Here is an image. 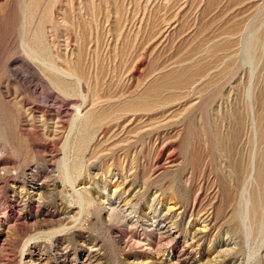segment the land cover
<instances>
[{"label":"rangeland","instance_id":"rangeland-1","mask_svg":"<svg viewBox=\"0 0 264 264\" xmlns=\"http://www.w3.org/2000/svg\"><path fill=\"white\" fill-rule=\"evenodd\" d=\"M38 1L0 0V264H264V0ZM126 95L147 112L66 137L78 107ZM73 166L96 181L83 201Z\"/></svg>","mask_w":264,"mask_h":264},{"label":"bare ground","instance_id":"bare-ground-1","mask_svg":"<svg viewBox=\"0 0 264 264\" xmlns=\"http://www.w3.org/2000/svg\"><path fill=\"white\" fill-rule=\"evenodd\" d=\"M24 1V0H23ZM30 1L32 2V3H34V4H37V2H39L38 0H29V4H30ZM43 1V0H42ZM28 2V1H27ZM44 2H47V1H44ZM31 3V4H32ZM26 4V3H25ZM42 3H38V5L39 6H42L41 5ZM47 3H45V5H46ZM50 4V6L52 7L53 5H51V3H49ZM22 5V4H21ZM24 5V4H23ZM22 5V6H23ZM37 5V6H38ZM27 6V5H26ZM29 6V5H28ZM31 6V5H30ZM30 6H29V8H30ZM35 6V5H34ZM9 7V6H8ZM38 8V7H37ZM48 8V7H47ZM53 8H54V6H53ZM32 10H34V8H31ZM30 9V10H31ZM42 9V8H41ZM44 9V8H43ZM22 10V9H21ZM30 10H29V14H30ZM47 11V10H46ZM33 12V11H32ZM42 12V11H41ZM22 13V12H21ZM43 13H46L45 12V10H44V12ZM42 13V14H43ZM62 13V12H61ZM41 14V15H42ZM47 14V13H46ZM11 15V14H10ZM43 16H46V15H43ZM59 16V15H58ZM28 17H29V15H28ZM26 18V17H25ZM44 18V17H43ZM42 18V19H43ZM44 20V19H43ZM30 21V20H29ZM28 23V22H27ZM42 23V22H41ZM65 23V22H64ZM59 24V23H58ZM61 24H63V23H61ZM66 24V23H65ZM60 25V24H59ZM44 26V25H43ZM41 27V29L42 28H44V27ZM62 26H64V25H62ZM61 27V26H60ZM41 29H37V30H41ZM43 31H44V29H43ZM36 32V31H35ZM34 32V33H35ZM39 32V31H38ZM38 32H36V33H38ZM42 31H40L39 32V34L41 33ZM27 33V32H26ZM33 33V34H34ZM61 33V32H60ZM43 35H44V32L42 33ZM41 34V35H42ZM38 34H36V35H34V36H37ZM40 35V37L42 38V36ZM46 35V34H45ZM31 36H33V35H31ZM30 36V37H31ZM39 36V35H38ZM48 36V35H47ZM40 37H32V39L31 40H33V39H35V41H36V44L37 43H39V41H38V39L40 38ZM64 37H65V35H64ZM40 38V39H41ZM45 39L47 38V37H44ZM23 39V38H22ZM29 40H27V41H30L29 43H30V45H32L31 44V42H35V41H31L30 40V38H28ZM41 40H44V39H41ZM66 40V39H65ZM25 41H26V38H25ZM26 41V42H27ZM41 42V41H40ZM46 42H47V39H46ZM46 42H44V46H46L45 45V43ZM59 42V41H58ZM23 43V42H22ZM29 43H26L25 44V47H27L26 45L28 44L29 45ZM49 43H52V40H51V42H49ZM48 43V44H49ZM43 44V43H42ZM37 45H39L40 46V44H37ZM36 45V46H37ZM66 45V44H65ZM32 46H34V45H32ZM32 46H30V49L31 48H33ZM36 46H34V49H31L32 50V53L33 54H35L37 51L36 50H40V49H37V47ZM43 46V47H44ZM29 47V46H28ZM28 47H27V49H28ZM53 47V46H52ZM48 48V47H47ZM41 49H42V46H41ZM44 49V48H43ZM42 49V50H43ZM31 50L29 51V52H31ZM48 50V49H47ZM46 50V48H45V51H47ZM50 50H51V48L48 50V53L50 52ZM44 50H43V52H44V54L46 53ZM35 52V53H34ZM54 52V51H53ZM47 53V55H49ZM65 53V52H64ZM63 53V54H64ZM38 54V53H37ZM54 54V53H53ZM58 54V53H57ZM39 55L40 56H42V58H40V59H38V57L36 56V55H31V56H29L30 57V59H31V57H32V60L33 61H36V62H38L39 60H40V63L43 65V66H45V67H47L45 70H48V71H51V73H53V74H56V76H57V81H55V82H57V87L59 88V90H61V91H65V90H67V86H68V84H69V78H70V74H69V72L65 69V66H61L60 67V65H58V66H53L52 64V62H49L47 59H46V57H43L44 55L43 54H40V52H39ZM50 55H52V54H50ZM65 55V54H64ZM58 56V55H57ZM62 58V57H61ZM51 59V58H50ZM31 60V62H33ZM53 60V59H52ZM62 60H65V57H64V59L62 58ZM62 60H60V61H62ZM63 62V61H62ZM35 63V62H34ZM52 63V64H51ZM38 63H36V65H37ZM11 65V64H10ZM13 65V64H12ZM67 65V64H66ZM16 66V65H15ZM26 66V65H25ZM23 64H22V66L19 68V69H16V70H14V68L13 67H11V68H9L10 66H8V65H6L5 66V69H7L9 72H13V74L15 73V75H18L19 77H21V79L22 80H24L25 78L24 77H26V76H23V72H27V70L25 69V68H27V66L25 67ZM39 67H40V65H38ZM41 68V67H40ZM39 68V69H40ZM29 69V68H28ZM4 69H2V68H0V77H2V75H5V73H4V71H3ZM69 70V69H68ZM18 71H20V72H22V73H18ZM77 73V72H76ZM26 75V74H25ZM78 75V74H77ZM47 76V75H46ZM5 77V76H4ZM184 77V76H183ZM194 77V76H193ZM201 77V76H200ZM199 77V78H200ZM214 77V76H213ZM17 78V77H16ZM56 78V77H55ZM205 78V77H204ZM191 79V78H190ZM197 79V78H196ZM206 79V78H205ZM1 80V79H0ZM17 80H19V78H17ZM50 80H51V78H50ZM55 80V79H54ZM184 80V79H183ZM183 80H181V81H183ZM25 81V80H24ZM24 81H23V84H24ZM29 81V80H28ZM49 81V80H48ZM74 81V80H73ZM185 81H187V80H184L183 82V84L184 85H181L180 86V89L181 90H179L181 93H184V92H182V91H184L185 89H187L186 87H187V85H188V87H189V90H191L192 89V91H193V89L195 90V88L201 83L200 82V79H197V80H190V83L189 82H187V83H185ZM201 81H202V83H203V81H205L204 79H202L201 78ZM81 83V82H80ZM74 84V83H73ZM78 84V83H77ZM181 84V83H180ZM205 84V83H204ZM29 85V84H28ZM203 85V84H202ZM79 86V85H78ZM177 87H179V84H178V86ZM175 88V89H179V88ZM199 87H200V85H199ZM77 88V87H76ZM80 88H82V87H80ZM35 89L36 88H28V91H29V93H31V94H34L35 95ZM174 89V88H173ZM78 90V89H77ZM188 90V91H189ZM68 91V90H67ZM173 91H175V92H177L176 90H173ZM178 91V92H179ZM59 92V91H58ZM80 92V91H79ZM83 92V91H82ZM196 92H198V91H196ZM126 93V92H125ZM125 93H124V95H125ZM187 93V92H186ZM189 93H192L193 94V92H189ZM126 94H129V93H126ZM174 94V93H173ZM172 94V95H173ZM185 94V93H184ZM188 94V93H187ZM130 95V94H129ZM127 96V95H126ZM136 96V95H135ZM109 97V96H108ZM120 98H121V96H120ZM131 97L130 96H127L126 97V99H125V96H124V99L125 100H122V98L120 99V100H122V101H120L119 99H117V101L118 102H115V100L113 101V99L110 101V102H104V103H108L107 104V111H103V110H100V107H101V105H97L99 102H98V100L99 99H92L91 101H90V105H86V106H84V105H82V106H80V107H78L77 108V110L73 113V115H72V117H71V119H70V121L68 122L69 123V132H68V134H67V136L66 137H77V135L78 136H82L83 134L80 132V130H81V128H87L88 127V130H90L89 128H93V127H95L96 126V124H98L99 122H100V120H103V118L105 117V118H107V116H110L109 118H113L112 116H115L116 117V115H121L122 116V118L124 119V122H130V118H132V117H130V115H132V112H134V110L133 109H135V108H137L136 106H138V109L136 110V112H141V113H143L144 111H146L147 112V110H145L143 107H141V105H140V103H142L144 100L143 99H141V98H137V99H134V100H132V98L130 99ZM190 98V97H189ZM110 99V98H109ZM116 99V98H115ZM109 101V100H108ZM85 102V101H84ZM83 102V103H84ZM88 102V101H87ZM152 102V101H151ZM177 102V101H176ZM175 102V103H176ZM89 103V102H88ZM157 103V102H156ZM173 103V102H172ZM101 104V103H100ZM171 104V103H170ZM103 105V104H102ZM104 105H106V104H104ZM172 105V104H171ZM76 109V108H75ZM145 113V112H144ZM135 114V113H134ZM59 115V114H58ZM45 116V114H43L41 117H44ZM59 116H61V114L59 115ZM58 116V117H59ZM120 116V117H121ZM133 117H134V115H132ZM46 118V117H45ZM64 119V118H63ZM66 119V118H65ZM118 119V118H117ZM120 119V118H119ZM114 120H116L115 118H114ZM111 121V120H110ZM258 127V126H257ZM84 129H82V131H83ZM92 130V129H91ZM90 130V131H91ZM85 131H87V129L86 130H84L83 132L85 133ZM89 131V132H90ZM254 131V130H253ZM88 132V131H87ZM88 132V133H89ZM79 133H81L82 135H79ZM86 134V133H85ZM255 134H256V132H255ZM84 136V135H83ZM82 136V137H83ZM85 137H86V135H85ZM84 139V138H83ZM83 139H82V141H83ZM257 138H255V140H256ZM81 140V139H80ZM253 140V139H252ZM81 141V143H83V142H85V141H83L82 142ZM257 141V140H256ZM67 142H68V140H67ZM67 142H66V145H67ZM258 142V141H257ZM73 144H74V142H72ZM252 143H254V141L252 142ZM84 144V143H83ZM82 144V145H83ZM86 144V143H85ZM71 145V144H70ZM255 145H257V144H255ZM84 146V145H83ZM259 146V145H258ZM257 147V146H256ZM75 148V147H74ZM262 148V147H261ZM78 150L80 151L81 149H79L78 148ZM254 150V149H253ZM252 151V150H251ZM259 153V152H258ZM260 154V153H259ZM263 155L262 154H260L259 156H258V159H259V165L257 164V165H255V163H253L252 164V169H251V172H255V174H254V180L256 179H260V186H258L259 187V189L261 188H264V185H263V180L261 179V178H259V175L256 173L258 170H260L259 168H261L262 166H263V162H264V159H263ZM256 159V158H255ZM255 159L252 161V162H254L255 161ZM257 160V159H256ZM263 160V161H262ZM75 161V160H74ZM73 161V162H74ZM77 165V164H76ZM75 165V166H76ZM75 166H73V168H68V169H66L65 168V170H63L61 173H60V175H59V178L61 179V181H62V184H65V185H68L67 187H70L71 189H73V191H74V189L76 190V185H80V187H82V186H84L85 184H88V185H90V184H92V185H94V184H96V181H94V180H92V182L91 181H87V182H81L82 181V179H81V177H80V172H78V170L76 171V169L74 168ZM77 166H79V165H77ZM62 170V169H61ZM87 172H89V171H87ZM252 174V173H251ZM88 176H89V174H88ZM253 176V175H252ZM32 178V177H31ZM86 179V178H85ZM251 179H252V177H251ZM81 180V181H80ZM87 180V179H86ZM112 179H104V180H102V182L104 183L105 181H107V182H114V181H116V180H113V181H111ZM253 180V181H254ZM49 182V181H48ZM47 181H46V183H44V182H39L38 183V181L37 180H35L34 178H32L31 179V181H30V184L31 185H37V186H44V184L46 185V187H47V185H49L50 183H48ZM255 182V181H254ZM256 183V182H255ZM99 184V183H98ZM258 185V184H257ZM256 185V186H257ZM42 186V187H43ZM104 186V185H103ZM106 186V185H105ZM65 187V186H64ZM91 187V186H90ZM66 188V187H65ZM91 188H93V186L91 187ZM80 190H81V188H80ZM80 190H76L75 191V193H76V195H77V197L79 198V200H82L83 199V192H81ZM84 190V189H83ZM248 190V189H247ZM258 191V189H256V192ZM261 191H259V193H260ZM244 196H245V194H244ZM247 196V195H246ZM248 197V196H247ZM246 198V197H245ZM254 199V198H253ZM105 200H107V201H105ZM103 202L104 203H106V206H105V204H103L104 205V207H105V212H106V214L109 216V217H111V216H119L118 215V208H117V204H114L115 202L113 201V197H111L110 199H105ZM247 200V199H246ZM245 200V201H246ZM83 201V200H82ZM102 202V203H103ZM250 203V202H249ZM257 203V202H256ZM264 206V205H263ZM259 208V207H258ZM264 210V208L262 209V211H261V214H264L263 211ZM260 214V213H259ZM261 219V218H260ZM262 222V219L261 220H257V219H255V223L254 224H257V225H260L261 224V222ZM147 222V221H146ZM254 226V225H253ZM258 227V226H257ZM188 245V244H187ZM25 253V252H24ZM167 257L165 258V260L167 261V262H170L171 260V263H177L178 262V259L177 258H174V256L172 255V253H171V251H169L168 253H166L165 254ZM177 256H179V255H177ZM183 258V257H182ZM185 260V259H184ZM88 261V260H87ZM190 263V262H189Z\"/></svg>","mask_w":264,"mask_h":264}]
</instances>
